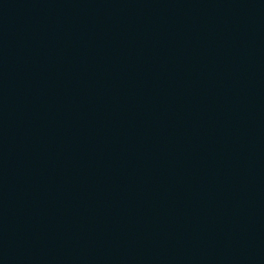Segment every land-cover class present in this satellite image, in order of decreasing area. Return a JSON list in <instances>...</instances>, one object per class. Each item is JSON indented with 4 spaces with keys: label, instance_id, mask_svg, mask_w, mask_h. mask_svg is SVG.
I'll list each match as a JSON object with an SVG mask.
<instances>
[{
    "label": "water",
    "instance_id": "water-1",
    "mask_svg": "<svg viewBox=\"0 0 264 264\" xmlns=\"http://www.w3.org/2000/svg\"><path fill=\"white\" fill-rule=\"evenodd\" d=\"M0 264H264V0H0Z\"/></svg>",
    "mask_w": 264,
    "mask_h": 264
}]
</instances>
